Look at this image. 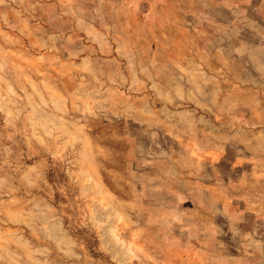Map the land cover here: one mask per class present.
<instances>
[{"label":"rangeland","instance_id":"1","mask_svg":"<svg viewBox=\"0 0 264 264\" xmlns=\"http://www.w3.org/2000/svg\"><path fill=\"white\" fill-rule=\"evenodd\" d=\"M0 264H264V0H0Z\"/></svg>","mask_w":264,"mask_h":264}]
</instances>
